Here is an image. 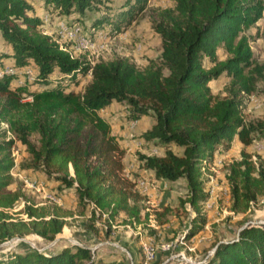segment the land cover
Wrapping results in <instances>:
<instances>
[{"label":"trees","instance_id":"obj_1","mask_svg":"<svg viewBox=\"0 0 264 264\" xmlns=\"http://www.w3.org/2000/svg\"><path fill=\"white\" fill-rule=\"evenodd\" d=\"M101 1L43 0V6L52 17L66 13L68 20L79 21L85 8L99 7ZM173 1V7L161 8L154 20L153 27L161 38L158 57L149 58L139 68L127 56L90 64L86 53L74 56L55 35L44 32L31 1L0 0V34L6 43L0 57H13L16 67L31 65L34 76L30 82L39 85L29 88L27 81L13 85L16 73L2 75L0 122L6 121L15 138L26 145L32 165L72 186L82 208L93 205L92 217L98 208L99 217L102 213L108 218L124 213L129 221L140 222L144 195L135 179L123 173V149L98 110L112 101H124L128 117L151 115L154 122L141 136L165 150L161 155L141 153V166L162 180L185 179L188 192L182 203L189 202L197 210L187 238L204 222L198 206L205 197L200 178L202 159H211L219 146L228 148L234 136L244 145L264 140V110L262 118L249 121L241 112L243 95L254 92L257 83L264 80V59L255 61L249 36L243 32L261 17L264 0ZM117 14L123 16L125 10ZM111 20L109 15L99 14L91 26ZM219 45L224 57L217 53ZM55 71L58 79L52 81ZM87 71L91 77L81 91L67 88ZM222 77L228 79L226 93L219 96L211 91L209 81ZM24 93L30 98L25 99ZM6 132V127L0 128V242L29 234L52 240L65 225L68 210L56 203H26V217L9 210L22 192L8 187L14 140L6 138ZM31 134L37 142L30 139ZM171 144L182 146V153L174 152ZM256 157L242 149L240 158L229 164L226 178L234 212H246L264 193V162ZM237 231L236 238L219 242L213 255L197 264H264V224L248 223ZM0 264L128 262L112 253L96 255L88 246L74 243L55 251L28 246L1 252Z\"/></svg>","mask_w":264,"mask_h":264},{"label":"rangeland","instance_id":"obj_2","mask_svg":"<svg viewBox=\"0 0 264 264\" xmlns=\"http://www.w3.org/2000/svg\"><path fill=\"white\" fill-rule=\"evenodd\" d=\"M29 1L34 5V15L42 20L44 32L55 35L56 20L69 18L66 13H58L52 17L43 6V0ZM173 5V0H143L141 3H136L135 0H102L99 7L94 5L85 8L79 21H75L88 33L89 30L106 33L107 37H102L98 41L97 51L92 53L79 51L70 46L69 41H58L74 56L86 53L94 62L115 56H127L141 68L149 58H157L161 51V38L153 27L154 20L159 18L158 11ZM122 10H125V14L118 17L117 12ZM99 14L109 15L111 22L104 21L91 26ZM45 15L48 17L47 20L44 18ZM263 25L264 10L255 23L243 30L249 36L255 61L264 59ZM4 50L6 43L0 34V53ZM217 53L224 57L221 45L217 47ZM205 62L210 64L206 58ZM13 63L14 59L11 56L0 57V68L4 66L16 68L17 76L11 81L13 85L27 81L29 88L39 86L30 82L34 76L31 65L16 67ZM89 63L91 64L90 61ZM27 68L32 70L30 75L25 71ZM56 76L58 74L55 71L51 80H57ZM90 77V71L79 74L77 82L70 81L67 88L81 91ZM227 80L225 77L210 80L211 91L223 96L226 93ZM67 81L63 80V84ZM263 91L264 80L257 83L254 92L243 95L241 112L245 120L263 117ZM24 98L29 99L30 96L24 93ZM98 112L108 120L111 132L117 136L123 149V173L135 179L136 187L144 195L140 222L129 221L124 213L114 218H108L107 213H102L99 217L98 208L96 215L92 217L93 205L82 208L72 186L60 183L55 174L47 173L43 167L32 165V155L26 145L15 138L6 121H1L0 128H7L6 138L14 140L10 146L14 166L10 169L12 179L8 187L20 189L22 192L9 210L16 216L26 217L23 212L26 203L34 205L56 203L70 213L66 216L62 230L54 239H45L37 234L11 238L0 242V253L28 246L41 251H55L63 246L78 243L88 246L96 255L116 254L126 259L128 264H197L212 256L219 242L236 238L237 230L246 224H264V193L259 194L251 202L246 212H234L230 207L231 191L226 178L229 164L232 160L240 158L242 149L250 152L254 159L259 155L264 162V146L256 147L257 141L264 140H255L244 145L234 136L228 148L219 146L214 150L211 159L207 157L202 159L200 178L203 180L205 197L198 206L204 222L198 232L185 238L191 219L197 212L189 202L182 203L188 192L185 179L162 180L156 178L151 170L141 166L139 157L141 153L161 155L165 150L154 140H146L141 136L151 127L154 118L149 114H143L138 118L128 117L124 101H112ZM30 139L37 142L35 134H31ZM169 147L178 154L182 153L183 147L180 145L171 144ZM70 173L73 175L71 166ZM49 194L56 196L58 200L53 202ZM90 224H93V227Z\"/></svg>","mask_w":264,"mask_h":264},{"label":"built area","instance_id":"obj_3","mask_svg":"<svg viewBox=\"0 0 264 264\" xmlns=\"http://www.w3.org/2000/svg\"><path fill=\"white\" fill-rule=\"evenodd\" d=\"M45 20H47V15L44 16ZM54 31L56 35L57 40L62 41H69L73 48L79 51L92 53L97 51L98 41L102 37H107L106 33H103V31H93L89 30V33L84 31L82 26L75 21L67 20L64 18H60L56 20L54 23ZM91 64L94 63L92 58L87 56ZM16 68L13 66H4L0 68V77L6 73H16ZM26 73L29 75L32 73V70L30 68H27ZM264 142L257 141L256 147L262 148L264 146ZM146 187V186H145ZM49 197L53 200V202H56L58 199L56 196L49 194Z\"/></svg>","mask_w":264,"mask_h":264},{"label":"crops","instance_id":"obj_4","mask_svg":"<svg viewBox=\"0 0 264 264\" xmlns=\"http://www.w3.org/2000/svg\"><path fill=\"white\" fill-rule=\"evenodd\" d=\"M237 138V137H236ZM238 139V138H237Z\"/></svg>","mask_w":264,"mask_h":264}]
</instances>
